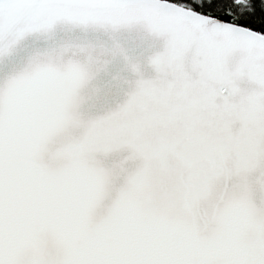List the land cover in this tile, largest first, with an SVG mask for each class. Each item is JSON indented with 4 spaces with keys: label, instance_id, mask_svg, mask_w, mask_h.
<instances>
[{
    "label": "snow or ice",
    "instance_id": "6c2138e0",
    "mask_svg": "<svg viewBox=\"0 0 264 264\" xmlns=\"http://www.w3.org/2000/svg\"><path fill=\"white\" fill-rule=\"evenodd\" d=\"M0 264H264V0H0Z\"/></svg>",
    "mask_w": 264,
    "mask_h": 264
}]
</instances>
